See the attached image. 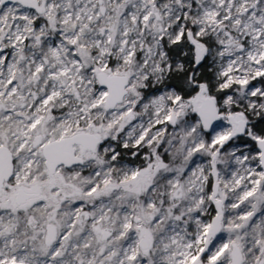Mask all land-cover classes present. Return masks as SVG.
I'll list each match as a JSON object with an SVG mask.
<instances>
[{"label":"snow or ice","instance_id":"6c2138e0","mask_svg":"<svg viewBox=\"0 0 264 264\" xmlns=\"http://www.w3.org/2000/svg\"><path fill=\"white\" fill-rule=\"evenodd\" d=\"M0 264H264V0H0Z\"/></svg>","mask_w":264,"mask_h":264}]
</instances>
